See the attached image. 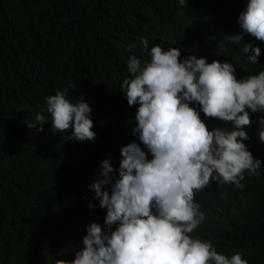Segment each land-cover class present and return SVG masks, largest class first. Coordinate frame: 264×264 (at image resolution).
Returning a JSON list of instances; mask_svg holds the SVG:
<instances>
[{"label": "trees", "instance_id": "1", "mask_svg": "<svg viewBox=\"0 0 264 264\" xmlns=\"http://www.w3.org/2000/svg\"><path fill=\"white\" fill-rule=\"evenodd\" d=\"M247 3L0 0V264L73 260L87 225L103 226L106 209L89 186L99 177L101 161L110 157L118 168L121 147L136 139L131 130L138 105L129 106L119 90L129 75L127 46L135 43L134 53L147 60L139 46L147 38L149 50L174 46L180 59L194 54L236 64L240 51L220 52L219 45L225 35L240 32L238 17ZM261 70L264 51L258 64L248 63L241 73ZM58 89L90 104L94 141L72 138L71 127L53 130L45 98ZM41 113L46 120L34 122ZM258 118L245 143L260 156ZM245 176L251 179L242 190L222 184L208 191L201 200L206 221L195 236L264 264V173Z\"/></svg>", "mask_w": 264, "mask_h": 264}, {"label": "clouds", "instance_id": "2", "mask_svg": "<svg viewBox=\"0 0 264 264\" xmlns=\"http://www.w3.org/2000/svg\"><path fill=\"white\" fill-rule=\"evenodd\" d=\"M178 4L186 7L187 0ZM238 24L240 32L225 35L219 45L220 52L240 51L236 64L194 54L180 59L174 46L149 50L147 38L139 42L147 60L134 53L135 43L127 46L129 75L119 90L129 106L138 105L131 130L136 139L121 147L118 168L110 157L103 159L89 186L106 209L103 226L87 225L75 258L54 264H251L242 253L224 252L195 236L206 221L202 199L195 196L215 191L212 182L215 189L228 184L242 190L251 179L246 173H264V155L245 143L255 116L264 143V70L241 73L248 63L258 64L264 51V0H248ZM45 100L54 131L71 127L72 138L95 140L87 101L71 99L67 89ZM45 120L41 113L34 122Z\"/></svg>", "mask_w": 264, "mask_h": 264}, {"label": "water", "instance_id": "3", "mask_svg": "<svg viewBox=\"0 0 264 264\" xmlns=\"http://www.w3.org/2000/svg\"><path fill=\"white\" fill-rule=\"evenodd\" d=\"M210 188L211 189H213V190H216L215 189V187H214V182H212L211 184H210ZM210 193L208 192V190L205 192V194L203 195V197L202 198H200V195H198L197 197L195 196V200H196V198L197 199H203L204 197H206V196H208ZM197 201V200H196Z\"/></svg>", "mask_w": 264, "mask_h": 264}, {"label": "bare ground", "instance_id": "4", "mask_svg": "<svg viewBox=\"0 0 264 264\" xmlns=\"http://www.w3.org/2000/svg\"><path fill=\"white\" fill-rule=\"evenodd\" d=\"M197 199V198H196Z\"/></svg>", "mask_w": 264, "mask_h": 264}]
</instances>
